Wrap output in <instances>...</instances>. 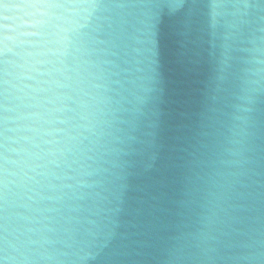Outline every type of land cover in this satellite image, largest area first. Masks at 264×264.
Returning <instances> with one entry per match:
<instances>
[{"label":"water","instance_id":"1","mask_svg":"<svg viewBox=\"0 0 264 264\" xmlns=\"http://www.w3.org/2000/svg\"><path fill=\"white\" fill-rule=\"evenodd\" d=\"M15 2L0 4V264H264V0ZM84 61L119 109L110 151L81 137L36 168L37 145L75 131ZM132 87L147 89L134 116ZM101 155L103 187L71 189Z\"/></svg>","mask_w":264,"mask_h":264},{"label":"clouds","instance_id":"2","mask_svg":"<svg viewBox=\"0 0 264 264\" xmlns=\"http://www.w3.org/2000/svg\"><path fill=\"white\" fill-rule=\"evenodd\" d=\"M144 7L148 8L150 6L145 5ZM148 18L147 13L143 14L140 23H144ZM70 32L71 28H62L61 31V42L66 55L69 54L72 44ZM77 71L81 77L78 92L82 94V98L76 109L77 124L75 125V131L63 146L49 148L44 151L37 145V151L34 153L36 168H43L45 164H55L57 159L64 160L73 149L80 147L83 142L80 139L81 137L89 141V146H87L89 152L93 150L98 153L110 151L106 144V137L110 133L106 132L105 129L110 128L112 125V121L108 117L119 109L112 107L113 98L109 95L110 89L104 79L105 70L95 62L84 61ZM146 91L147 89H136L135 87L129 90V96L125 99L127 104L131 105L128 111L133 116L139 111L137 105L143 102L144 99V96L140 93ZM81 159L83 162L74 170L71 177L73 183L69 187L74 191L85 186L103 187V179H89V177L98 173L102 176L104 172L108 171L104 167V163H112V161L106 160L103 155L99 157L101 162H98L95 156L88 157L93 163H88L83 157Z\"/></svg>","mask_w":264,"mask_h":264},{"label":"snow or ice","instance_id":"3","mask_svg":"<svg viewBox=\"0 0 264 264\" xmlns=\"http://www.w3.org/2000/svg\"><path fill=\"white\" fill-rule=\"evenodd\" d=\"M4 0H0V4H3ZM87 4V0H83L79 5H73L71 0L69 2H61V0H16L15 3L12 4V7L17 9H32V8H40V7H70V6H80L84 7ZM26 15V14H23ZM23 17H21L22 19ZM7 19V17H4Z\"/></svg>","mask_w":264,"mask_h":264}]
</instances>
